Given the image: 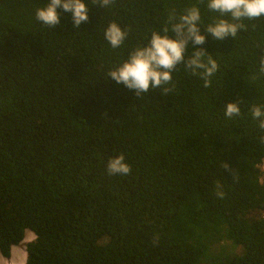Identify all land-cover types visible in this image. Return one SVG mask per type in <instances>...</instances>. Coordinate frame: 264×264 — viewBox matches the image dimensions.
I'll return each mask as SVG.
<instances>
[{"label": "trees", "instance_id": "obj_1", "mask_svg": "<svg viewBox=\"0 0 264 264\" xmlns=\"http://www.w3.org/2000/svg\"><path fill=\"white\" fill-rule=\"evenodd\" d=\"M48 2L0 0L1 256L30 230L25 264H264V216L248 215L264 211V131L249 112L264 104V17L217 41L207 0H85L80 28L61 9L55 28L39 22ZM193 5L206 42L189 41L185 59L213 56L210 87L183 63L167 93L136 96L108 76ZM112 21L128 33L117 49ZM228 102L239 117H224ZM121 153L130 173L109 175Z\"/></svg>", "mask_w": 264, "mask_h": 264}, {"label": "clouds", "instance_id": "obj_2", "mask_svg": "<svg viewBox=\"0 0 264 264\" xmlns=\"http://www.w3.org/2000/svg\"><path fill=\"white\" fill-rule=\"evenodd\" d=\"M92 3L110 9L115 0H92ZM206 6L220 14L214 23L208 24L205 28V32L211 34L217 41H224L229 36L234 38L240 29L245 28L243 23L245 19L264 17V0H207ZM58 9L71 13L74 28H80V25L89 19V6L85 0H49L47 5L35 10V18L42 24L55 28L61 23ZM168 21L170 26L166 25L163 28V34L160 31H153L146 46L132 50L127 59L108 73L117 84L122 83L128 89L134 90L136 96L147 93L152 88H160L165 93L172 91L175 87L173 72L178 64L183 63L186 71L201 78L205 88L211 86V78L219 68L217 61L203 48L195 49L185 59L189 41L193 45H203L206 42V36L200 30L201 11L198 6L187 7L178 14L170 13ZM170 31L175 33V38L169 36ZM103 34L112 49L123 45L128 35L115 21L104 28ZM260 70L264 72V56L260 59ZM223 112L226 119H235L241 115V107L238 102H228ZM249 112L252 119L258 121L259 129L264 131V104H252ZM261 142L264 143V136L261 137ZM106 169L109 175L121 176L131 171L122 153L110 158ZM216 194L223 199L224 192L219 184ZM33 239L34 234L33 238H26L21 243L24 245L22 250L25 258V244Z\"/></svg>", "mask_w": 264, "mask_h": 264}, {"label": "rangeland", "instance_id": "obj_3", "mask_svg": "<svg viewBox=\"0 0 264 264\" xmlns=\"http://www.w3.org/2000/svg\"><path fill=\"white\" fill-rule=\"evenodd\" d=\"M261 167H262V169H264V161H262V163H261ZM249 216H255V217H261V216H264V211H251V212H249V214H248ZM28 232H30V231H26L25 232V237H24V239L20 242V244H17V245H14V246H12L11 247V253H10V257L9 258H11V259H13V253L16 251V250H19V252H20V256H19V260L22 258V256H23V250H22V248H23V244H21L25 239H26V236H27V234H28ZM17 246H20V247H17ZM17 247V248H16ZM6 259H8V258H5V257H2L1 255H0V264H12L11 263V260H6Z\"/></svg>", "mask_w": 264, "mask_h": 264}, {"label": "crops", "instance_id": "obj_4", "mask_svg": "<svg viewBox=\"0 0 264 264\" xmlns=\"http://www.w3.org/2000/svg\"><path fill=\"white\" fill-rule=\"evenodd\" d=\"M28 233H30L31 235H29V234H27V235H29V237H32L33 238V233H31V232H28ZM19 256H20V252H19V250H16L13 253V259L10 258L11 263L12 264H24L25 256L23 255V257L20 260H19Z\"/></svg>", "mask_w": 264, "mask_h": 264}, {"label": "bare ground", "instance_id": "obj_5", "mask_svg": "<svg viewBox=\"0 0 264 264\" xmlns=\"http://www.w3.org/2000/svg\"><path fill=\"white\" fill-rule=\"evenodd\" d=\"M28 234L31 235L30 233H28ZM26 238H29V237L26 236Z\"/></svg>", "mask_w": 264, "mask_h": 264}]
</instances>
